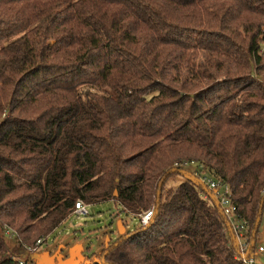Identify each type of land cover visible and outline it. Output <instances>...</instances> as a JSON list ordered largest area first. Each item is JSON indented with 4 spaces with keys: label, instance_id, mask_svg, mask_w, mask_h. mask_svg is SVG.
I'll return each instance as SVG.
<instances>
[{
    "label": "trees",
    "instance_id": "1",
    "mask_svg": "<svg viewBox=\"0 0 264 264\" xmlns=\"http://www.w3.org/2000/svg\"><path fill=\"white\" fill-rule=\"evenodd\" d=\"M263 48L264 0H0V264L77 200L153 211L81 264H257Z\"/></svg>",
    "mask_w": 264,
    "mask_h": 264
},
{
    "label": "rangeland",
    "instance_id": "2",
    "mask_svg": "<svg viewBox=\"0 0 264 264\" xmlns=\"http://www.w3.org/2000/svg\"><path fill=\"white\" fill-rule=\"evenodd\" d=\"M256 77L264 84L263 76ZM182 169L186 174H195L197 165L194 162L186 163ZM200 173V178H208L206 174ZM179 180V177L175 178V181ZM87 211L88 214L84 217L72 214L49 236L42 239V243L35 247L26 264H81L92 254H98L106 242L112 243L119 238L117 222H125V231H132L138 222L135 216L117 215V206L109 201L88 204ZM8 231L5 241L12 245L15 239ZM258 247L264 250V203L257 229L255 251L251 254L254 262L264 264V251L259 253Z\"/></svg>",
    "mask_w": 264,
    "mask_h": 264
},
{
    "label": "built area",
    "instance_id": "3",
    "mask_svg": "<svg viewBox=\"0 0 264 264\" xmlns=\"http://www.w3.org/2000/svg\"><path fill=\"white\" fill-rule=\"evenodd\" d=\"M264 52V48L262 49ZM201 182L203 186L205 187V193L203 194L204 199L205 198H212L217 201L218 205L221 207L223 210L224 214L226 217L229 219L233 218L235 216L234 213V207L230 203L229 200V189L226 186H221L219 181H215L211 178H202ZM152 209L138 215V221L140 222L141 225H146L148 221L150 220L152 216ZM73 214L76 216H81L84 217L88 214L87 211V204L84 203L81 200H77L74 203V208H73ZM235 218V217H234ZM234 234L237 235L238 237V243H239V253H240V258L243 260V262H246L248 264H252L253 261L252 259L246 258V244L245 240L243 238V234L241 233L242 227L239 226L238 224H234L232 226ZM40 243V241H37V245ZM257 250L259 252H263L262 247H258Z\"/></svg>",
    "mask_w": 264,
    "mask_h": 264
},
{
    "label": "water",
    "instance_id": "4",
    "mask_svg": "<svg viewBox=\"0 0 264 264\" xmlns=\"http://www.w3.org/2000/svg\"><path fill=\"white\" fill-rule=\"evenodd\" d=\"M114 195H116V191H114ZM117 232L119 235H123L125 233V228L121 221L117 222ZM107 243L108 242H106L105 244L107 245Z\"/></svg>",
    "mask_w": 264,
    "mask_h": 264
},
{
    "label": "crops",
    "instance_id": "5",
    "mask_svg": "<svg viewBox=\"0 0 264 264\" xmlns=\"http://www.w3.org/2000/svg\"><path fill=\"white\" fill-rule=\"evenodd\" d=\"M204 194V193H203Z\"/></svg>",
    "mask_w": 264,
    "mask_h": 264
}]
</instances>
